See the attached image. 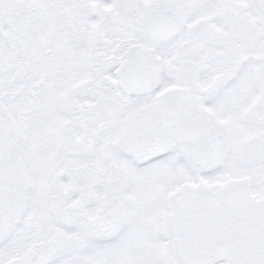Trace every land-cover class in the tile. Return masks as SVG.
Returning <instances> with one entry per match:
<instances>
[{
	"label": "snow or ice",
	"instance_id": "6c2138e0",
	"mask_svg": "<svg viewBox=\"0 0 264 264\" xmlns=\"http://www.w3.org/2000/svg\"><path fill=\"white\" fill-rule=\"evenodd\" d=\"M0 264H264V0H0Z\"/></svg>",
	"mask_w": 264,
	"mask_h": 264
}]
</instances>
